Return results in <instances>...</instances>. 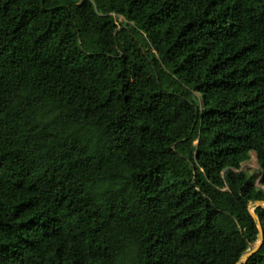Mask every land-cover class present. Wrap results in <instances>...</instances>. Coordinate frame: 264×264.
<instances>
[{
  "label": "trees",
  "instance_id": "obj_1",
  "mask_svg": "<svg viewBox=\"0 0 264 264\" xmlns=\"http://www.w3.org/2000/svg\"><path fill=\"white\" fill-rule=\"evenodd\" d=\"M256 201L264 0H0V264H237Z\"/></svg>",
  "mask_w": 264,
  "mask_h": 264
},
{
  "label": "rangeland",
  "instance_id": "obj_2",
  "mask_svg": "<svg viewBox=\"0 0 264 264\" xmlns=\"http://www.w3.org/2000/svg\"><path fill=\"white\" fill-rule=\"evenodd\" d=\"M123 22H124V20L122 18H118V23H123ZM182 94H184V92H182ZM194 99L198 104H201V100H200L199 95L194 94ZM184 110L188 116V119L190 121H193L196 117V109L189 102H186L184 104ZM176 148L180 153H185L188 151L189 146L178 144V145H176ZM250 156H251L250 160L247 163L242 164L241 169L246 170L248 172V174H256V173L258 174L259 168H258V165L256 162L255 154L250 153ZM256 185L257 186L259 185V180L256 182ZM252 207H253V204H250V209ZM262 211H264V210H262ZM262 211H259L258 214Z\"/></svg>",
  "mask_w": 264,
  "mask_h": 264
},
{
  "label": "water",
  "instance_id": "obj_3",
  "mask_svg": "<svg viewBox=\"0 0 264 264\" xmlns=\"http://www.w3.org/2000/svg\"><path fill=\"white\" fill-rule=\"evenodd\" d=\"M257 203H263L262 201H256V202H252L250 204H257ZM250 204L248 205V212L250 214V216L252 217V219L255 221L257 229H258V242L249 246L240 256L239 261L237 262V264H246L248 262V260L259 250V248L261 247L262 243H263V230L260 224V221L258 219V214H254L252 213L251 209H250Z\"/></svg>",
  "mask_w": 264,
  "mask_h": 264
},
{
  "label": "bare ground",
  "instance_id": "obj_4",
  "mask_svg": "<svg viewBox=\"0 0 264 264\" xmlns=\"http://www.w3.org/2000/svg\"><path fill=\"white\" fill-rule=\"evenodd\" d=\"M255 206H257V207H264V204L263 203H257V204H255ZM252 213H253V211H252Z\"/></svg>",
  "mask_w": 264,
  "mask_h": 264
}]
</instances>
